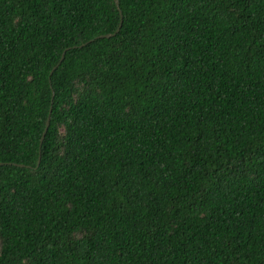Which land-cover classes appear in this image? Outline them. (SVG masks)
Segmentation results:
<instances>
[{"label":"trees","instance_id":"trees-1","mask_svg":"<svg viewBox=\"0 0 264 264\" xmlns=\"http://www.w3.org/2000/svg\"><path fill=\"white\" fill-rule=\"evenodd\" d=\"M117 1L0 0V264H264V0Z\"/></svg>","mask_w":264,"mask_h":264},{"label":"water","instance_id":"water-1","mask_svg":"<svg viewBox=\"0 0 264 264\" xmlns=\"http://www.w3.org/2000/svg\"><path fill=\"white\" fill-rule=\"evenodd\" d=\"M114 2H115V4H116V6L118 7V1H117V0H114ZM119 13H121V12H120V9H119ZM119 27H120V23L118 24V26H117V28H116V31L119 29ZM111 35H113V33H108V34L99 35L98 37H109V36H111ZM47 125H48V120H46V122H45V128H44V130H43V132H42V135H41V138H40V142L42 141L43 134H44V131L46 130ZM38 161H39V159H38ZM37 163H38V162H37ZM15 165L22 166V164H15Z\"/></svg>","mask_w":264,"mask_h":264}]
</instances>
